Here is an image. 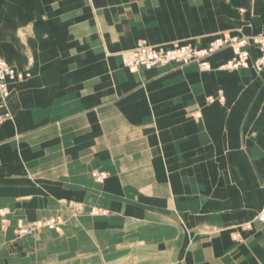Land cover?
I'll list each match as a JSON object with an SVG mask.
<instances>
[{"label":"crops","instance_id":"0c3cea01","mask_svg":"<svg viewBox=\"0 0 264 264\" xmlns=\"http://www.w3.org/2000/svg\"><path fill=\"white\" fill-rule=\"evenodd\" d=\"M222 34L264 36V0H0V59L29 73L0 124V264H264V68L121 61Z\"/></svg>","mask_w":264,"mask_h":264},{"label":"built area","instance_id":"2783aa9c","mask_svg":"<svg viewBox=\"0 0 264 264\" xmlns=\"http://www.w3.org/2000/svg\"><path fill=\"white\" fill-rule=\"evenodd\" d=\"M231 50L233 56L219 66L224 71H240L249 67L256 71L264 68V36H232L222 34L214 37L205 46H194L189 43H176L169 47H152L144 42H139L133 49L124 51L121 54L122 65L130 70H152L172 65L187 66L196 65L199 71H211L213 66L210 58L222 50ZM253 52L255 53L252 58ZM29 78L26 71L17 70L4 60L0 59V124L10 118L6 108V99L10 84L23 82ZM217 100L223 102L221 94L217 98L209 97L208 101ZM92 178L102 182L107 178L105 172H94ZM101 216L108 215L107 210H95ZM254 222L264 224V201L261 209L254 217ZM61 216L50 217L42 221H35L29 224H20L17 227L18 237L24 238L47 230L60 232L63 226ZM3 228H8V219H2ZM252 222L241 225L243 230H250Z\"/></svg>","mask_w":264,"mask_h":264},{"label":"rangeland","instance_id":"374dc122","mask_svg":"<svg viewBox=\"0 0 264 264\" xmlns=\"http://www.w3.org/2000/svg\"><path fill=\"white\" fill-rule=\"evenodd\" d=\"M103 181H104V180H103ZM103 181H102V182H103ZM96 182H97V181H96ZM94 214H95V215H100V214H96L95 211H94ZM0 215H1V222H0V224H1V227L3 228L2 219L6 218V217H5L6 212H5V211H1V212H0ZM100 216H101V215H100ZM106 216H107V215H106ZM41 221H42V220H41ZM63 221H64V219H63ZM8 222H9V224H8V227H9V226H10V223H11L9 219H8ZM20 224H23V223H19L18 226H19ZM27 224H29V223H27ZM63 224H64V223H63ZM18 226H17V227H18ZM3 229H4V228H3ZM16 231H17V228H16V230H15V236H16L17 238H21V237H18ZM41 232H42V231H41ZM41 232H40V233H41ZM40 233H38V234H40ZM34 235H35V234H34ZM31 236H32V235H31ZM26 237H27V236H26ZM232 239H233L234 241H239L240 238H239L238 233L233 234V235H232Z\"/></svg>","mask_w":264,"mask_h":264},{"label":"bare ground","instance_id":"6f19581e","mask_svg":"<svg viewBox=\"0 0 264 264\" xmlns=\"http://www.w3.org/2000/svg\"><path fill=\"white\" fill-rule=\"evenodd\" d=\"M250 222V221H249ZM249 231V230H248Z\"/></svg>","mask_w":264,"mask_h":264}]
</instances>
